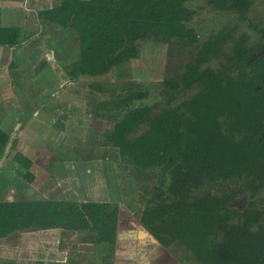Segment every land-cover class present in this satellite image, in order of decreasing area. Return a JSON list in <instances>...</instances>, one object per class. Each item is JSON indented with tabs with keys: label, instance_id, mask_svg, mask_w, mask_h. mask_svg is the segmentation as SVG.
Listing matches in <instances>:
<instances>
[{
	"label": "trees",
	"instance_id": "16d2710c",
	"mask_svg": "<svg viewBox=\"0 0 264 264\" xmlns=\"http://www.w3.org/2000/svg\"><path fill=\"white\" fill-rule=\"evenodd\" d=\"M187 1L61 0L37 14L75 34L77 57L65 66L73 79L103 75L136 58L140 40L197 43L186 25L194 14ZM206 1L241 16L252 3ZM258 31L254 43L232 28L203 40L180 78L165 82L170 98L196 88L193 94L161 108L128 107L106 134L129 163L158 171L160 184L147 199L141 223L165 246L181 242L198 264H264V201L252 199L264 187V28ZM232 179L242 187L190 195L202 183ZM118 210L116 203L101 201H0V238L15 231L86 229L93 242L113 246Z\"/></svg>",
	"mask_w": 264,
	"mask_h": 264
},
{
	"label": "rangeland",
	"instance_id": "374dc122",
	"mask_svg": "<svg viewBox=\"0 0 264 264\" xmlns=\"http://www.w3.org/2000/svg\"><path fill=\"white\" fill-rule=\"evenodd\" d=\"M54 1L57 5L60 0ZM186 6L194 12L186 25L198 35L197 43L180 40L162 42L156 38L140 40L136 58L98 76L81 75L73 79L67 76L65 66L77 57L74 33L60 31L53 23L42 26L38 21L29 29V32H33V38L31 43L24 45L29 49L28 56L37 57L39 62L48 58V64L43 61L41 67L54 66L53 71L61 72L59 76L65 80L60 86L61 80H49L40 75L38 78L41 83H46V89L43 83L38 94L53 95L55 99L67 101L70 113L65 108L63 122L50 132L42 130L44 136L49 134L47 139L40 140L39 147L42 145V148L38 155L27 154V160L20 153L12 156L22 161V164L18 162L17 165L27 166V171L18 177L22 172L13 168L14 160L10 162L9 168L6 167L3 173L6 186L0 190V200L53 199L116 203L121 220L120 235L113 253L118 250V264H157L156 260L150 262L148 259L147 247L155 251L161 247L162 252L174 259L167 258L166 262L159 264H198L181 242L157 247L154 238L146 237L149 235L141 228L140 214L152 190L160 184L157 180L158 171L154 168L142 169L129 163L119 154L118 148L106 140V134L128 107L154 104L161 108L168 103H179L197 90L175 91L170 98L167 96L170 89L165 82L180 78L184 64L193 57L203 40L218 31L232 28L235 36L246 34L249 42L254 43L260 39L258 30L264 28V0H252L243 16L217 10L206 0H188ZM50 48L54 49L53 59L49 56ZM209 65L214 67L217 61L209 62ZM32 91L34 97L36 89ZM123 99L127 100L126 106H117ZM144 127L142 125L134 133H139ZM8 143L11 145V139H8ZM168 182L169 176L165 177L162 187L166 188ZM241 187L242 182L237 179L206 182L192 188L190 195L201 196ZM249 195H243V202L250 200ZM252 199L264 201V187ZM87 232L65 231L61 228L19 231L8 237L7 241L13 246L17 243L23 249H32L33 255L32 252L27 256L22 253V261L38 259L39 264H67L70 257L77 256L78 264H101L104 248L84 242ZM85 252H90L93 257L84 261L85 257L78 255ZM132 256H137V259Z\"/></svg>",
	"mask_w": 264,
	"mask_h": 264
},
{
	"label": "crops",
	"instance_id": "0c3cea01",
	"mask_svg": "<svg viewBox=\"0 0 264 264\" xmlns=\"http://www.w3.org/2000/svg\"><path fill=\"white\" fill-rule=\"evenodd\" d=\"M52 6H56L54 0H0V190L6 186L3 173L6 167L9 168L12 160L15 161L13 168L22 172L18 177H22L27 171V166L17 165L18 162L22 164V161L13 159L12 156L20 153L22 158L25 156L24 160H27V154L38 155L42 148V145L39 147L40 140L47 139L49 134L44 136L42 130L45 133L50 132L49 130L54 129L58 123L63 122L66 117L65 108L70 113V107L67 108L70 104L67 101L55 99L53 95L49 97L38 94L44 83L40 82V75L49 80H61V86L65 81L59 76L61 72L53 71L52 65V68L46 66L49 71L41 67L43 61L48 64V58L39 62L37 57L28 56L29 49L24 46L31 43L33 32H29V29L36 25L37 21L42 26L51 23L38 18L39 8L42 10ZM49 52L52 53H49V56L53 59L54 49L50 48ZM33 88L36 89L34 97ZM44 88L46 89V83ZM69 113L67 112L68 115ZM8 139H11V145ZM15 232L0 238V264H39L38 259L22 261V253L27 256L32 252L33 255V251L30 247L23 249V246L17 243L13 246L7 241ZM147 250V257L151 262L155 249L147 247ZM132 257L137 259V256ZM115 258L114 264H118V250Z\"/></svg>",
	"mask_w": 264,
	"mask_h": 264
},
{
	"label": "flooded vegetation",
	"instance_id": "af4514ba",
	"mask_svg": "<svg viewBox=\"0 0 264 264\" xmlns=\"http://www.w3.org/2000/svg\"><path fill=\"white\" fill-rule=\"evenodd\" d=\"M101 202H105V201H101ZM120 215H119V210H118V218H117V230H116V237H115V243L113 244V246H110L108 244H105V243H102V244H97L95 242L92 241L91 239V236L89 235V231L85 234L84 236V242L86 243H94V244H97V245H101L102 248H104L102 254H101V258H100V261H101V264H111L112 260L113 259H116L115 256H116V253L114 252L113 253V247H116V242L118 241L119 239V232H120V226H119V223H120ZM141 222V221H140ZM142 224V223H141ZM135 228V227H133ZM141 228H143L147 235H149L150 237L154 238L155 239V245L158 247L162 246L164 247L165 245L162 244L155 236H153L150 231L142 224L141 225ZM49 229H53V228H49ZM42 230H45V229H42ZM86 229H83V231H85ZM79 231V230H78ZM72 232H75V231H72ZM135 233H138L135 231ZM90 236V237H89ZM90 238V240H88ZM173 244V243H172ZM171 245V244H170ZM168 245V246H170ZM167 247V246H165ZM161 248V247H160ZM156 250L155 253L153 255H151V258L152 260H156L157 264H159V262H166L167 258H170L171 260H174L173 258H171V255L169 254H166L164 252H162L161 250ZM157 252H161V253H157ZM79 257H85V260L86 261L87 259H89L90 257H93V255L89 252H85L84 254L83 253H80V255H78ZM77 256H73V257H70L67 264H78V260L79 259H76ZM96 264V263H95Z\"/></svg>",
	"mask_w": 264,
	"mask_h": 264
}]
</instances>
